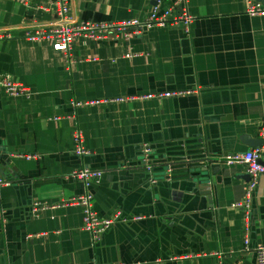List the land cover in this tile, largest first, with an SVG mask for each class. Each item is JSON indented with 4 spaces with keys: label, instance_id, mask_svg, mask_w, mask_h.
<instances>
[{
    "label": "crops",
    "instance_id": "crops-1",
    "mask_svg": "<svg viewBox=\"0 0 264 264\" xmlns=\"http://www.w3.org/2000/svg\"><path fill=\"white\" fill-rule=\"evenodd\" d=\"M175 1L70 0V9L79 22L114 24ZM260 1L188 0L189 34L179 25L130 41L80 38L66 56L28 39L57 24L53 0H0V76L32 93L26 100L0 90V174L11 183L0 190V264H257L243 251L245 211L233 207L245 202L251 177L223 158L255 150L246 138L264 141V17L248 15ZM183 91L192 93L114 102ZM201 141L213 209L179 173L184 165L168 166L175 178L167 180L163 160L150 174L142 156L145 146L154 154ZM81 168L104 173L89 190L96 213L119 216L98 242L84 231L80 207L32 211L85 195L71 178ZM250 218L255 249L264 245V177Z\"/></svg>",
    "mask_w": 264,
    "mask_h": 264
},
{
    "label": "built area",
    "instance_id": "built-area-1",
    "mask_svg": "<svg viewBox=\"0 0 264 264\" xmlns=\"http://www.w3.org/2000/svg\"><path fill=\"white\" fill-rule=\"evenodd\" d=\"M188 0H176L170 7H162L158 2L151 12L143 19L138 20H126L120 23L107 24V23H90L79 22L72 15L70 9V0H53V5L56 8L57 24L53 26L49 31H39L33 36H29V40L33 42L47 41L52 45L55 52L63 53L68 56L73 44L80 38H86L90 40H105L109 37H115L116 39L130 41L133 37L141 35L144 32H149L158 28H167L173 26H183L187 34L190 33L191 26L194 22V18L190 16L187 10L183 7ZM248 15L252 18L264 17V0L255 2L248 9ZM0 90H2L7 96L12 98H23L30 100L32 93L29 88L14 82L10 76H0ZM190 91L183 92H168L155 94H149L144 96H132L126 98H117L114 102L121 104L127 101L133 100H164L173 97H183L191 94ZM80 104H77V106ZM262 135L264 137V122L262 126ZM75 142V154L83 158L89 155V152L84 147V139L81 133H77L74 137ZM144 162L146 163L147 171L152 174L153 167L150 162L151 148L149 146L143 147ZM264 149H255L244 154H232L223 158V162L226 165L242 164L245 166L247 173L251 177V182L248 185L246 192V200L242 204L233 205L234 208H241L245 211L244 220V252H253L256 255L257 264H264V245H259L255 249L250 246V229H251V208L254 191L257 187L258 180L264 177V165L261 163L262 154ZM27 159H36L31 156ZM171 172V171H170ZM104 173L102 171L92 170L90 168H81L74 171L71 174V178L83 182L86 190L85 195L80 197L63 201L56 206L36 203L33 206L32 211L38 215L40 212L55 209L59 207L77 206L82 208L84 213V225L83 229L89 233L94 241L98 242L101 237L108 232L116 223L118 218L105 219L100 217L94 208V198L89 193L92 187L98 186ZM153 183H157V180L152 179ZM10 181L0 174V190L9 186ZM136 220H139L136 219Z\"/></svg>",
    "mask_w": 264,
    "mask_h": 264
},
{
    "label": "water",
    "instance_id": "water-1",
    "mask_svg": "<svg viewBox=\"0 0 264 264\" xmlns=\"http://www.w3.org/2000/svg\"><path fill=\"white\" fill-rule=\"evenodd\" d=\"M244 142L248 143V146L254 149H261L264 147V141L260 139L250 140L246 138ZM202 143H203L202 141L199 143L200 146H198V148L189 145L185 146V144H181V147H179V145H175L174 150L168 149V150L159 151L158 153L155 152L154 154H153V148H151V153L149 156L150 158L149 164L157 165V162H161L163 160L162 164L160 165H164V167H167L166 169H169L168 166L172 167L170 166L172 165V163L184 165V170H182L179 173L182 174L184 178L189 177L190 182H194L199 185L200 194L206 198V201L209 204L210 209H213L215 202H214V198L212 197V192L209 189L211 185L210 175H212L213 169H209V166L204 164L207 163V158L205 156L204 148L203 146H201ZM157 154H160L161 158L156 157ZM165 155L166 157H164ZM142 156L144 158L143 152H142ZM174 171L175 170L172 168L169 169L167 175L168 177L166 176L167 180H170L172 175L175 178Z\"/></svg>",
    "mask_w": 264,
    "mask_h": 264
}]
</instances>
